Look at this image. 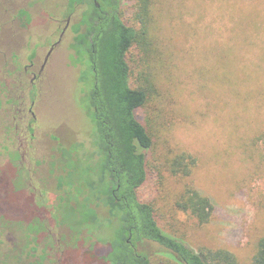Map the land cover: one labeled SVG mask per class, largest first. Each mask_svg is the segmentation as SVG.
<instances>
[{
  "label": "rangeland",
  "instance_id": "obj_1",
  "mask_svg": "<svg viewBox=\"0 0 264 264\" xmlns=\"http://www.w3.org/2000/svg\"><path fill=\"white\" fill-rule=\"evenodd\" d=\"M140 6L121 3L123 20L138 30ZM150 8L148 43L142 38L128 54L131 85L149 90L138 117L154 140L138 198L154 206L165 232L195 250L225 248L239 264H253L264 234V0H151ZM81 12L69 14L66 0H0V213L19 223L0 227L4 264H102L94 253L103 246L89 250L85 234V241L58 247L68 230L56 225L50 205L61 193L60 147H91L78 105L80 67L70 58ZM68 15L72 27L57 58L32 86ZM182 153L196 158L189 176L172 172L171 158ZM187 183L211 199L208 222L178 206ZM38 216L48 230L18 245L22 225ZM138 249L150 264H179L155 241Z\"/></svg>",
  "mask_w": 264,
  "mask_h": 264
},
{
  "label": "trees",
  "instance_id": "obj_2",
  "mask_svg": "<svg viewBox=\"0 0 264 264\" xmlns=\"http://www.w3.org/2000/svg\"><path fill=\"white\" fill-rule=\"evenodd\" d=\"M95 1L66 0L69 14L78 5H88L75 25L78 38L72 59L80 67L78 81L82 87L78 105L87 119L91 147L82 142L73 150L78 155L80 166L90 170V175L102 183L100 187L108 197L109 217L103 219L93 211L92 219H89V214L79 211L73 221L67 219L70 218L67 214L62 223L71 224L78 235L85 234V239L95 234L98 236L97 243L110 244L114 251L104 257L110 261L109 264H150L148 256L135 248L138 242L146 240L159 243L179 264H239L235 254L228 249L202 247L197 251L183 239L165 232L156 220L154 206L139 200L137 190L147 179V152L154 145V140L138 117V110L148 100L149 90L145 86L131 85L128 54L142 38L143 46L148 43L151 0H141V30L123 20L122 0H97L100 6ZM70 153L68 151L66 161ZM195 165L196 158L186 153L171 158L172 172L184 176H189ZM75 166L78 164L75 163ZM74 178L79 182L75 191H85L81 188L80 176L74 174L68 175L67 181L58 178L61 192L65 191L64 184L67 185V192L71 190ZM73 197L79 201L78 195ZM59 200L61 205L57 209L66 205L63 195ZM177 204L201 223L208 222L214 210L211 199L191 183L184 186ZM14 217L1 212L0 227H16L19 223L12 221ZM104 225L112 227L111 235H104ZM45 229L40 218H32L22 225L23 235H17L14 240L18 245L24 241L34 242ZM97 229L101 230V236ZM33 233L38 235L33 237ZM1 255L4 253L0 251V264H4ZM253 264H264V234L258 239Z\"/></svg>",
  "mask_w": 264,
  "mask_h": 264
},
{
  "label": "flooded vegetation",
  "instance_id": "obj_3",
  "mask_svg": "<svg viewBox=\"0 0 264 264\" xmlns=\"http://www.w3.org/2000/svg\"><path fill=\"white\" fill-rule=\"evenodd\" d=\"M95 2H96L97 6H100V4L97 2V0ZM77 7H81L82 12H84V10L88 8V5L87 4L84 6L78 5ZM23 17H27V13H26V16H23ZM71 27H72L71 16L68 15L65 26L60 28L59 29L60 31L57 30L56 33H54V35L51 37L53 39L55 38L56 40L51 42V43H48L49 48H48V51H47L45 58L43 60L41 70L38 73H35L33 75V78L29 80V82L32 86H36L39 82H42V80H40L38 74H41L43 72V70L45 69L49 60H52V59L55 60L57 58L56 57V49L58 46H60L62 39L64 38V36L66 34H68ZM57 32H59V33L57 34ZM74 53H75V49H74ZM70 58L73 61L72 56ZM70 58H69V60H70ZM26 70H28V67H26ZM25 73H27V72L25 71ZM22 81H26V80H21L20 82H22ZM78 145L79 144L72 143L68 146L60 147V149H62V154L60 156V162H59L60 163L59 168L61 169V172H59V174L57 176V183H58L59 177H61V179L63 181L64 180L67 181L66 178L68 175L76 174V175L80 176L79 180L81 181L80 182L81 188H83V190H85V191L76 192L75 186H76V183H79V182H77V180L73 179L74 185L71 186L70 191H68V192L66 191L67 185L64 184V185H62V187L65 188V191L61 192L59 194L58 193L54 194V196H53L54 201L50 205L52 206V210H53L54 214L56 215V216L54 215L55 223H56V225L61 226L62 229L68 230V238H64L63 234H61L60 235L61 238L59 240H57V244L59 245L58 246L59 248L66 247L68 244L67 240H69L70 242H73V243H76V241L77 242L85 241V240H81L83 238H80L84 234L81 233L78 235L76 230L73 227H71V224L68 225L66 223H62L63 219L67 218V214H69L70 218H67V219L70 222L73 221L72 219L74 218L75 215L78 216L79 211H80V213H84L85 215L89 214V217H88L89 219H92L91 215L93 214V211L95 213L97 212L98 216H102L103 219L109 217V206H108L109 204L106 203L108 197H107V195H105L103 193V187L102 188L100 187V185L102 186V183L90 175V173H91L90 170L86 169L85 167L80 166V162L78 161V155L76 154V151L73 150L74 148H76V146L78 147ZM87 147H89V146H87ZM68 151H71L70 155L68 156L69 160L65 161L66 160L65 158L67 157ZM63 152H64V154H63ZM65 152H67V153L65 154ZM70 161L72 163L74 162V163L78 164V166L76 167V166L69 165L67 167V164H70ZM18 171L19 172L16 173V176H18V178H16V179L20 182V185H22V181L20 180L21 175H22L21 170H18ZM93 183H94V185H92ZM92 192H94L95 195H89V193H92ZM62 195L66 198V200L63 201L66 205H64L62 208L59 207L57 209L56 207L58 205L59 206L61 205V203L59 202L60 201L59 199ZM73 195H78L79 201H77L76 198L73 197ZM68 196H70L71 198L69 199ZM35 218H40V220L42 222H44L46 229L43 231V233L46 232V230H48V228H49L47 222L42 217H39V216L34 217L33 220ZM102 228H103L102 230H104L105 236H109L112 234V227L111 226L104 225ZM97 232L101 236V230L97 229ZM36 235H38V234L33 233V237ZM91 235H92V238H86L88 241H90V244L88 246L89 250L92 248H95L94 246L97 245L96 240H98V236H96L95 234H91ZM38 238H36V239H38ZM111 238H113V237H111ZM36 239L34 241H36ZM127 241L130 242V240H127ZM142 242L143 241L137 243V247H135L137 250H139L138 249L139 243H142ZM98 244L103 246V248H102L103 252L102 253L97 252L98 253V255H97L96 254L97 248H96L95 253H94L95 256L98 258V261H100L102 264H109L110 261L106 260L104 257L109 255V253L112 250L114 251V248H112V246L110 244H105L103 242L102 243L100 242ZM94 254H93V256H94ZM40 258H43V256H40Z\"/></svg>",
  "mask_w": 264,
  "mask_h": 264
}]
</instances>
